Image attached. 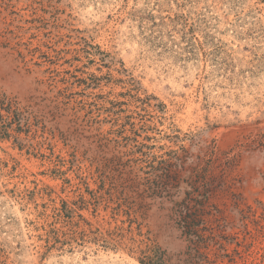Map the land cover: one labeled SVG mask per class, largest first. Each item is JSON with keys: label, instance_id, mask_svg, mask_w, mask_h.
Listing matches in <instances>:
<instances>
[{"label": "rangeland", "instance_id": "374dc122", "mask_svg": "<svg viewBox=\"0 0 264 264\" xmlns=\"http://www.w3.org/2000/svg\"><path fill=\"white\" fill-rule=\"evenodd\" d=\"M0 92L34 105L20 124L0 116V264H142L128 238L114 249L49 233L72 226L55 210L84 179L98 186L96 133L136 167L188 149L231 226L227 252H242L232 264H264V0H0ZM80 212L115 225L104 206Z\"/></svg>", "mask_w": 264, "mask_h": 264}, {"label": "trees", "instance_id": "16d2710c", "mask_svg": "<svg viewBox=\"0 0 264 264\" xmlns=\"http://www.w3.org/2000/svg\"><path fill=\"white\" fill-rule=\"evenodd\" d=\"M51 101L56 103L55 108L60 107L58 97ZM111 103L113 107L122 105L115 101ZM0 106V116L4 122L14 119L20 124L27 121L34 111L33 104L23 107L16 99L2 92ZM111 110L115 114L124 111ZM0 129L4 132L9 130L5 123L0 125ZM196 136L191 138L193 143ZM89 139L92 140L86 153L92 152L90 158L99 163L96 171L98 186L91 189L84 179L82 182L86 184V193L90 196L80 193L77 200H63L62 206L56 208L57 220L72 225L68 231L54 227L49 231L57 242L72 244L81 239L82 243L94 241L106 248L119 249L128 238L125 248L130 253L138 252L142 264H217L220 260L225 262V258L229 262L226 264H232L236 261L235 256H242L238 249L234 250V254L227 252V244L223 240L231 226L224 211L212 201L213 183H207L209 187L199 191L198 167L201 160L193 161L188 149L182 147L181 150H173L167 154L169 158L154 159L146 166L136 167L143 159L130 158L124 162L120 155V148L123 147L120 141L99 133L90 135ZM105 140L116 144L109 147ZM133 149L132 154L143 152L137 146ZM211 149L213 151L215 146L211 145ZM111 151L113 155L109 156ZM90 205L95 214L101 206L106 211L110 210L109 215L115 225L112 226L111 220H107L108 226L101 223L96 225L85 218L80 211L88 209ZM120 216L123 217L119 219ZM76 217L79 220L74 223ZM103 219L106 220V217ZM81 220L88 227L82 225ZM60 233L64 239L59 237ZM176 241L181 243L182 248L172 250L164 245ZM213 247L217 249L211 256Z\"/></svg>", "mask_w": 264, "mask_h": 264}]
</instances>
